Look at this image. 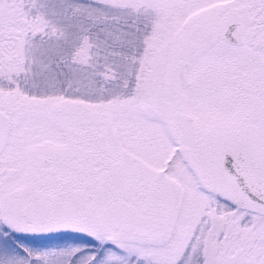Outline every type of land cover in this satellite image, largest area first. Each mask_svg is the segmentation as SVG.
<instances>
[{
	"label": "snow or ice",
	"instance_id": "snow-or-ice-1",
	"mask_svg": "<svg viewBox=\"0 0 264 264\" xmlns=\"http://www.w3.org/2000/svg\"><path fill=\"white\" fill-rule=\"evenodd\" d=\"M0 264H264V0H0Z\"/></svg>",
	"mask_w": 264,
	"mask_h": 264
}]
</instances>
